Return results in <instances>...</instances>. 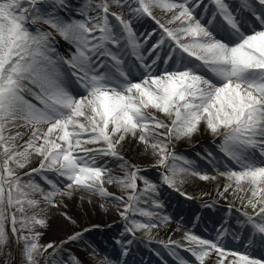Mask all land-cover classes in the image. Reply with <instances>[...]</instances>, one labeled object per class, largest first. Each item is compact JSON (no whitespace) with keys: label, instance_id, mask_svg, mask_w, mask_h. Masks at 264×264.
Wrapping results in <instances>:
<instances>
[{"label":"bare ground","instance_id":"obj_1","mask_svg":"<svg viewBox=\"0 0 264 264\" xmlns=\"http://www.w3.org/2000/svg\"><path fill=\"white\" fill-rule=\"evenodd\" d=\"M2 1L4 0H0V8L4 9L5 4ZM145 1L149 3V9H153L150 2L154 0H142L141 2L144 4ZM216 1L218 6L228 2L236 5L235 0ZM180 2L191 7L190 0H174L173 3L175 4L166 1L170 7L174 8V12L160 16L158 14L153 15L158 21L160 20L161 25L163 23L168 25L169 35L172 33V38L177 47L187 46L191 49V54H186L175 47L160 49L159 46L157 48L162 52L161 57H166L163 63L167 64H162L156 70L146 69V71L143 70V74L122 81L131 73V71H126V62H121L119 65L115 64V69L108 62V70L104 76H95L93 68L87 71L80 69L84 72L82 75L85 85L81 89H75L61 77L54 66L44 63L45 72L53 81L51 93L47 95L49 101L41 100L37 103L46 119L53 123L45 131V140L48 141L45 152L47 150L54 152V148L59 146V142L55 139L56 129L63 131L62 126H69L71 129L73 127L79 129L80 135L88 134L90 136L89 141L97 142L102 151L116 152L115 150H121L124 153V161L119 162L118 167L110 170L113 175L118 174V177H121L119 181L112 184L100 178L95 179L94 183L82 182L83 187L89 192L103 190L113 197L109 199L97 198L79 190H75L70 196V198L76 197L75 199H77L81 195L85 204L95 208L93 215L95 217L91 220L95 227L84 234H80L79 237L91 232L94 233L97 241L91 237V242L88 244L94 246L101 255L106 253V258L97 264L115 263L112 260L113 251H105V248H108L110 244L106 241L104 234L112 231L115 235H122L120 232L121 222L123 215L128 214L126 211L134 214L139 213L132 209L130 204L123 205V203L118 202L125 199L132 200L134 197L137 199L145 197L148 200L149 198L144 195L147 192L153 194L151 197L157 198L159 196L153 190L155 185L149 184L143 178V175L146 174V171L143 170L149 168L159 169L163 178L167 179L172 185L171 187L174 188V191H171L172 195L185 197L193 194V198L196 200L211 203V212L215 214L211 220L201 223L198 227L189 228L190 230L197 228L200 233L205 235L204 238L197 234L192 236L193 243L179 242L181 237L188 236L189 229L184 231L170 225L156 230L158 235L156 242L176 250H180V248L191 249L194 255L197 254L196 247L209 248L213 252H208L203 258L202 264H215L219 261H223L222 264H231L232 260L239 259L243 254L247 255L252 264H264V234H262L264 233V157H252L249 153L241 151L242 156L239 159L238 168H236L238 172H233L231 170L234 168L228 169L222 157H218L215 163L210 161V156L204 152L208 147L207 144H221L224 149L231 152L232 157H235L233 147L225 140L226 136L237 140L239 132L246 128H252L253 123L256 124V127H264L263 116L262 118L257 116L255 122L251 115L242 113V110H245V104H248V107L252 106L251 109L260 106L257 110H264V100L260 96V93L264 94L261 91L264 81L255 80L251 83L258 91L250 92L240 87L244 82L243 79L247 81L251 79L250 75L246 73V67H250V63L259 62L263 65L261 67H264V20L249 28L239 27L241 32L253 31V36L249 38H242L243 34L230 36L233 32L230 33L226 27L222 30L216 28L213 21L208 23L206 27L200 26L191 18L189 12ZM132 4L131 0L108 1L109 6L125 7L126 5L128 8ZM168 4H165V7H169ZM221 7L223 11L219 10V12L225 17L227 10L224 6ZM195 10L196 7L193 8V12ZM2 11L5 10H0V14ZM181 12L186 15L180 16ZM174 19L177 21L176 23ZM181 23L185 26L190 23L191 26L181 32L175 30V26L178 27L176 24ZM111 35H116V31L113 30ZM214 36L221 38L222 41L220 43L213 41ZM189 39L190 44H184ZM238 41L240 43L234 45ZM146 44L147 42L138 47H133L134 53L146 49ZM244 47L251 54L246 51L243 52ZM87 52L92 56H97L93 51ZM168 52H174V54L168 55ZM196 55L202 58V64L206 65L209 71H212V78H200L203 82L195 81L196 74L194 73H199V69L174 64L181 57L190 59ZM2 56L4 55L0 48V106L3 109L6 103L9 107H17L22 99L19 98L20 93L14 92L12 85L3 76V69L5 66H13L14 58L11 57L13 59H10L11 62H8V59L6 63L3 62L2 64ZM117 58L127 61L126 50H118L112 60ZM168 62L173 63L169 65ZM38 64L39 62L35 61L33 66L37 67ZM75 69L78 71L77 68ZM157 73L159 76L154 78ZM135 77H142V80L140 83L132 85ZM221 84L223 85L219 88L215 87V85ZM126 85H129L127 89H125ZM13 86L15 89H19L15 84ZM44 88L48 92V88L46 86ZM19 90L22 92L21 89ZM76 91L79 93V97L75 95ZM76 112L79 114L75 118ZM24 116L23 112L20 113L17 122L23 123ZM139 118H142L143 121H139ZM40 119L42 122L45 121L43 117ZM10 123V120L0 122V138L17 135L24 147L30 148L29 140L38 132L40 126L35 125L31 132L21 134L23 129L21 127L12 129ZM86 126L89 129H84ZM164 126H171L174 133L172 131L170 136L163 135ZM184 144L194 145L191 153L186 154L187 163L166 160L164 153L168 151V148L173 150ZM211 148L215 149V146ZM47 154L43 155V158L46 159ZM217 155L220 154L217 152ZM30 161L28 159L24 162H15L11 165L10 170L11 174L18 175L17 172H19L14 186L18 193L23 196V199L38 201L40 198L38 199L36 196L41 191L34 186L35 183L20 178L21 165L26 166ZM186 169L197 174H190V172L185 171ZM135 171L141 172L135 175ZM129 174L136 182L137 194H133V191L130 190L131 184L125 179ZM198 174L203 176H197ZM202 182L205 184L203 187L207 189L201 188L200 192H197L199 186L202 187ZM11 196H14L12 192ZM216 205H229L232 206L233 210L230 213L221 211ZM149 206L161 210L154 203L149 204ZM31 209L29 210L26 205L22 208L24 217H32ZM205 210H209V206L205 207ZM187 212L188 210H185L184 215ZM245 213L254 216L252 221L245 220L243 217ZM55 215L58 216V208L57 211H54ZM179 215V212L175 211L167 216L162 215L161 219L168 222L174 217H179ZM12 223L15 231V226L18 229L15 219L12 220ZM99 224H102L103 228L101 227L97 231L96 226ZM252 224L255 226H251ZM70 232V230L68 232L63 231L60 228V223L56 222L54 227L42 229L40 235L35 238L33 233L25 231L22 234V241H29L32 245L38 243L47 245L53 242L61 244L67 240L69 243H75L74 240H71L73 237ZM96 233L104 234L97 235ZM125 246L123 245V247ZM65 249L71 255L79 254L76 259L77 264L84 263V258L81 257L83 252L77 251L73 247L59 248L56 253ZM119 249L121 250L120 246ZM219 251L223 252L225 256L228 255L229 258L222 260L217 254ZM145 254L148 253H138L137 257L144 259L146 258ZM87 261L89 258L86 255Z\"/></svg>","mask_w":264,"mask_h":264},{"label":"rangeland","instance_id":"obj_2","mask_svg":"<svg viewBox=\"0 0 264 264\" xmlns=\"http://www.w3.org/2000/svg\"><path fill=\"white\" fill-rule=\"evenodd\" d=\"M44 1L45 0L2 1L5 4V8L8 10V14L3 11L0 14V48L4 55L2 56L1 63H6L8 59L9 62L10 59H12L11 57L14 58V60L12 59L13 66H5L3 69V76L12 85V90L14 92L24 95H22L24 100L21 99L22 97L20 98L19 95L21 101L17 107H9L6 103L3 109L0 106V122L10 120L12 129L19 127L23 129L21 134L31 132L35 125L40 126V128H38V132L35 133L33 138L29 140L30 148H25L17 135H11L8 138H0V264H77L76 259L79 254L76 253L71 255L66 249L56 253L57 249L66 247H73L77 251L83 252L81 256L84 258L83 264H97L106 258V253L101 255L95 250L94 246L88 244V242H91V237H93L94 241H97L94 233L92 234L91 232L85 234L83 237H79L80 234H84L95 227L91 223V220L95 217L93 216L95 208L85 204V200L81 195H79L77 199H75L76 197L70 198V196L75 190H79L80 192L85 191L97 198L109 199L113 197L112 195L106 194L107 192L103 190H93L89 192L83 187L82 182L88 181L94 183L95 179L100 178L112 184L119 181L121 177H118V174L113 175L110 173V170L118 167L119 164L124 161V153L121 150H115L116 152H111L110 150L109 152L106 150L102 151L97 142L89 141L88 138H90V136L88 134L80 135L79 129L76 127L71 129L69 126H62L63 131L56 129L55 139L59 142V146L54 148V152L51 150L45 152L48 143V141L45 140V131L49 126H52L53 123L48 121L45 115L43 118L45 121L42 122L40 119L41 116H43L42 110L40 114V108L37 107L34 101L38 96L37 93L39 90L44 88L47 84V79L44 77L41 68H37L36 70L27 60L31 61L36 57L47 58L44 46L52 42L48 39L52 37L53 40L58 42V46H60L63 56L67 58L69 64L70 62L79 64L81 63L79 57H77L73 51H70V55H67L63 44L68 47L70 44L73 45V43L83 46L88 41H97L98 35L93 34L87 37L86 32L75 29L61 21L55 23V16L41 23L31 20V9L33 7L39 9L42 5L46 8L49 2L44 3ZM89 1L94 5L95 9L93 12H95L98 7L96 12L97 15L100 13L110 14L113 17L114 26L119 22L117 25L121 37L111 41L116 47L120 42L126 44L128 41L127 35L130 32L136 33V31L138 34L132 35V47L140 46V44H138V42L141 43L139 36L141 37V35L144 34L143 28L146 25L139 18H136L141 8L149 14H158V16L166 13L172 14L174 12V8L166 3V1L172 3L174 0L151 1L150 6L153 7V9H149V3L145 1L143 4L141 2L142 0H131L133 3L132 6L129 8H126V6L124 9L118 6H109V0ZM165 4H168L169 7H165ZM180 4L182 5L183 3L180 2ZM0 10H2V8H0ZM15 11L19 13L16 14ZM179 15L183 16L186 14L181 12ZM154 18L158 21L156 16H154ZM176 18L178 19V17ZM30 22L32 24L38 23L40 26L31 28L29 27ZM121 22L124 24V27ZM174 22L176 23L177 21L174 19ZM176 25L178 27L175 26V30L180 32L191 26L190 23L188 24L189 27L182 23ZM94 26L95 23L88 25L86 28L87 32L95 31L96 29ZM163 26L162 30L164 34L159 32L156 27H152L148 33V37L154 38V40H160L166 35V32L169 31V27L166 23H163ZM123 32L125 33L122 34ZM182 35L183 33L181 36ZM143 36L147 37V34ZM143 42H145V40H143ZM146 54H148V52H146ZM151 62L154 63V61ZM252 65L253 67H257L259 64L250 63L249 68H252ZM164 73H167V71H164ZM32 83L37 87H34ZM13 84L21 89L22 92L19 89H15ZM27 84L31 87H28ZM27 89H29V91ZM6 101L8 100L6 99ZM244 109L242 113L251 115L253 121H256L258 115H262V113L257 110L251 111L248 104L244 105ZM22 112L26 117L24 116L23 123H18L17 118L20 117V113ZM78 114L79 112H76L74 117L76 118ZM9 115H11V117H9ZM139 121H143V119L139 118ZM84 129H89V127L86 126ZM162 130L163 135L170 136L173 128L171 126H164ZM207 145L211 147L209 144ZM193 148L194 145L192 144H184L173 150L168 148V151L165 152L164 155L166 156V160L169 159L170 162L179 161L187 163L186 154H189V152L191 153ZM260 149L261 152L255 149L254 151L260 155L264 154V149L262 147H260ZM204 152L210 155L207 148ZM46 153L48 154L45 159L43 155L45 156ZM28 159L31 160L28 162V165H21L22 172H20V178L21 180H31V182L35 183L34 186L41 191L36 196V198H40L38 201H26L23 199V196L18 193L14 186L19 172H17L18 175L15 173L11 174L10 170L13 163L24 162ZM107 170L109 171L108 174ZM143 171H146L143 178L148 181L149 184L152 183L155 185L153 190L157 192L159 196L157 198L151 197L153 194L147 192L144 195L149 198L148 200L145 197L141 199L134 197L132 200L125 199L118 202L123 203V205L130 204V207L139 213L134 214L126 211L128 214L125 216L123 215L121 222L120 232L122 235H115L112 231H108V234L96 233L97 235L104 234L106 241L110 244L108 248H105V251H113L112 255L114 257L112 260L115 261L114 264H202V260L208 252H213L209 248L201 246L196 247L195 250L197 254L194 255L191 249L187 250L180 248V250H176L172 247L160 248L159 246H155V241L158 239L156 233L157 229L165 228L170 225L175 226L176 229H180L177 221L170 219V221L167 222L161 219L162 215L167 216L172 213L173 208H175L174 205L176 201L174 199L176 197H173V193L171 192L174 191V188L171 187L172 185L167 179L163 178V174L159 172V169L149 168ZM185 171L190 172V174L194 173L188 169ZM139 172L135 171L134 173L136 175L139 174ZM195 174L197 173H194V175ZM131 176L132 175L129 174L125 179L131 184L130 190L133 191V194H137L136 182L133 181ZM197 176L202 177L203 175L198 174ZM203 186H205L204 182H202V187L200 185L199 190L196 191L200 192L201 188L207 189ZM11 192L14 194L13 197L11 196ZM151 203L159 206L161 210L149 206ZM25 205L29 210L32 208L31 212L33 214L30 218H26L22 214V208ZM57 208L58 216H54V211H57ZM13 219H15L16 225L18 226V229L15 226V231L18 230L16 231L18 237L17 233L14 231ZM55 221L60 223V228L63 231H71L70 233H72L73 237L71 240H74L75 243H69L67 240L61 244L53 242L47 245L41 243L32 245L29 241H22V234L25 231L33 233V237L35 238L40 235L42 229L54 227L56 225ZM96 227L97 231L99 228H103L102 224ZM194 235H197V232L189 231L188 236L181 237L179 242L193 243L194 239H192V236ZM201 240L203 239L201 238ZM144 241H147V243H144ZM149 242H154V245H149ZM123 245L126 246L123 247ZM18 252L20 253L18 254ZM142 252L148 253L145 254L146 258L144 259L137 257V254ZM149 253L154 256H150ZM217 254L222 260L229 258L228 255L225 256L221 251ZM86 255L89 258L87 262ZM222 262L223 261H219L215 264H222ZM231 264L252 263L251 260L246 257V254H243L239 259L232 260Z\"/></svg>","mask_w":264,"mask_h":264}]
</instances>
